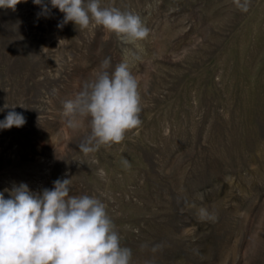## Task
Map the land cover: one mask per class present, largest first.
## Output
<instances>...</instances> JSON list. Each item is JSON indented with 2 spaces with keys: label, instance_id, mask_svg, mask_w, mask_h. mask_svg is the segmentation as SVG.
I'll return each mask as SVG.
<instances>
[{
  "label": "rangeland",
  "instance_id": "rangeland-1",
  "mask_svg": "<svg viewBox=\"0 0 264 264\" xmlns=\"http://www.w3.org/2000/svg\"><path fill=\"white\" fill-rule=\"evenodd\" d=\"M44 3L46 14L33 0L0 8V121L26 119L0 129L5 198L70 178V195L106 205L131 264H264V0L246 11L236 0H100L141 17L149 35L134 45L101 26L57 27L64 14ZM106 57L109 71L128 59L142 123L85 155L87 121L69 128L64 103Z\"/></svg>",
  "mask_w": 264,
  "mask_h": 264
},
{
  "label": "clouds",
  "instance_id": "clouds-1",
  "mask_svg": "<svg viewBox=\"0 0 264 264\" xmlns=\"http://www.w3.org/2000/svg\"><path fill=\"white\" fill-rule=\"evenodd\" d=\"M21 0H0V8L15 10ZM63 13V22L80 29L101 26L115 33L122 43L136 44L149 35L139 15L116 7H102L100 0H49ZM42 14L49 12L44 0H33ZM237 6L247 10V0ZM106 39L108 36L106 35ZM125 51H129L125 49ZM133 59H139L134 53ZM111 59L104 58L94 78L87 81L75 98L64 103L67 125L74 131L87 127L90 132L79 145L85 155L100 146L119 144L128 130L139 127L141 98L136 77L128 59L114 70ZM25 117L9 111L0 129L21 127ZM129 166L128 161H123ZM100 175L104 176L103 170ZM71 179H57L51 189L39 193L20 183L0 192V264H131L132 250L121 245V237L106 205L89 195H70ZM202 220H215L206 208L199 209ZM159 246H154L155 251Z\"/></svg>",
  "mask_w": 264,
  "mask_h": 264
}]
</instances>
